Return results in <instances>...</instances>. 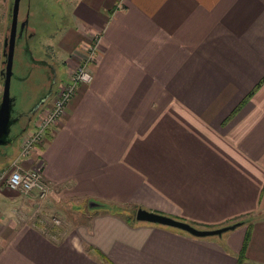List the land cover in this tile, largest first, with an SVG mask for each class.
Instances as JSON below:
<instances>
[{"label": "crops", "instance_id": "0c3cea01", "mask_svg": "<svg viewBox=\"0 0 264 264\" xmlns=\"http://www.w3.org/2000/svg\"><path fill=\"white\" fill-rule=\"evenodd\" d=\"M64 2L62 79L90 44L93 77L7 167L39 166L56 209L87 217L21 222L0 183V264H264V0ZM138 206L196 228L251 223L197 237L132 219Z\"/></svg>", "mask_w": 264, "mask_h": 264}, {"label": "rangeland", "instance_id": "374dc122", "mask_svg": "<svg viewBox=\"0 0 264 264\" xmlns=\"http://www.w3.org/2000/svg\"><path fill=\"white\" fill-rule=\"evenodd\" d=\"M13 0H0V69L3 68V50H2V43L4 40V36L8 34L9 31V19L11 18V12H10V6L12 5ZM64 0H20L18 5V17H17V23L19 24L23 19L27 21V23L30 26H36L37 22H42L45 26V33L49 34V38L47 36L42 35L43 39L46 41L50 39V43L55 41V34L59 33V29L61 31V27L64 28L67 26H72L73 22L69 21V18L59 17V15L62 12V7L65 6ZM60 20H59V19ZM64 22V23H62ZM55 30L56 32L50 33ZM43 32V33H44ZM42 33V32H41ZM44 33V34H45ZM45 40H43L40 43H36L34 40L31 44L34 47L31 48V50L34 51L36 55H40V51L43 50V53L45 54L46 58L49 59L51 62L55 61L58 66L63 67V61L60 60L59 56L57 57V52L55 51V46L52 43V46H50V43L45 44ZM14 56L12 58L13 63V69H12V76L11 81H9V88H10V95L13 97L14 101V109L17 110H25L28 109L29 106L33 102V98H35L36 93L38 91V88L33 87L32 83L34 80H36V77L38 74V67L33 70L32 76L28 79H22L21 74H25V65H24V57L23 52L19 50L18 47H14ZM79 64V63H78ZM78 66V65H77ZM58 67V68H59ZM59 73V71H58ZM61 74H59V79L64 78V73L61 71ZM65 79V78H64ZM63 79V80H64ZM1 82L2 78L0 76V94H2V88H1ZM56 87L54 88V90ZM33 99V100H32ZM49 100H45L43 103H49ZM42 103V104H43ZM32 125L30 123L31 128ZM21 138L20 135H16L12 137V140L6 144L1 143L0 144V170L7 169V166L9 165V162L11 160V157H13L15 153V149L17 148V145L19 144ZM2 150V151H1ZM3 187L0 186V198L3 199L5 195V191L2 190ZM10 194H17L18 200L20 202V205L22 206L19 214V221H29L33 220L34 216H37L39 218H44L45 222H47V219L51 217V215H55L58 218V225L65 226V222L69 223V225L72 226V224H77L85 221L86 217L81 216V214H78L76 208H80L81 211L86 212L85 209H87V204H85L83 207H72L69 208V205L63 206L64 210H57L56 204L53 203V200H50L49 196L38 197L35 195L36 193L33 192V194H24L22 192L9 190ZM7 191V192H8Z\"/></svg>", "mask_w": 264, "mask_h": 264}, {"label": "built area", "instance_id": "2783aa9c", "mask_svg": "<svg viewBox=\"0 0 264 264\" xmlns=\"http://www.w3.org/2000/svg\"><path fill=\"white\" fill-rule=\"evenodd\" d=\"M93 53V45H87L83 62H80L78 66H75L69 71V76L66 81L63 80L56 85L57 87L54 93L49 98V103L42 105L41 113L32 121L30 130L24 131L20 135L19 151L21 155L30 154L33 146L43 141L45 131L53 124L55 125L58 118L65 113V106L75 90L76 83L91 81L93 75L87 66L92 60ZM10 164L7 169L0 170V183L3 184L5 189L30 195L34 192L36 193L35 195L43 198L46 196L50 188L43 180L39 166L22 169L14 162ZM49 220L52 223L58 224L57 217L51 216ZM38 222L40 224H46L44 218H39Z\"/></svg>", "mask_w": 264, "mask_h": 264}, {"label": "water", "instance_id": "95a60500", "mask_svg": "<svg viewBox=\"0 0 264 264\" xmlns=\"http://www.w3.org/2000/svg\"><path fill=\"white\" fill-rule=\"evenodd\" d=\"M20 0H13L12 5L10 6L11 18L9 19V31L8 34L3 38L2 50H3V63L4 66L0 69V76L3 77V82H1L2 94H0V144H6L12 140V137L7 138L8 131H10V122L12 120V106H14L13 97L10 95L9 81H11V74L13 69L12 58L14 56V44L16 42V33L18 32V5ZM43 100L38 104L44 102ZM98 202L89 201V205H97ZM134 220L145 221L157 223L158 225H167L171 228H176L182 230L184 233H190L197 237L199 236H209L212 235H221L225 233L226 230L235 228L238 224L244 222L238 220L237 222H232L225 224L224 226L209 228H196L195 225L184 222V220L171 218L170 216L164 213H158L157 211L151 209H144V207L138 206L135 208Z\"/></svg>", "mask_w": 264, "mask_h": 264}, {"label": "flooded vegetation", "instance_id": "af4514ba", "mask_svg": "<svg viewBox=\"0 0 264 264\" xmlns=\"http://www.w3.org/2000/svg\"><path fill=\"white\" fill-rule=\"evenodd\" d=\"M45 29L42 22H37L36 26H30L27 21L23 19L18 24V32L16 33L17 39L14 47H18L19 50L23 52L26 76L22 77V79L28 81L32 76L33 70L38 67L39 71L36 72L38 76L32 83V86L38 88V91L33 103L28 109L16 111L14 106H12V120L10 122V131H8L7 138L14 137L18 134L21 135L24 131L30 130V123L32 124V121L41 113V107L44 105V103L42 105L38 104L39 101L41 102L43 98L48 100L52 93H54V88L57 87L56 85L63 81V79H59V66L55 61L51 62L47 59L43 50H38L40 51L39 56L31 50L33 47L35 49V46L31 43L34 40L36 43H40ZM53 32H55V30H53L50 35Z\"/></svg>", "mask_w": 264, "mask_h": 264}, {"label": "trees", "instance_id": "16d2710c", "mask_svg": "<svg viewBox=\"0 0 264 264\" xmlns=\"http://www.w3.org/2000/svg\"><path fill=\"white\" fill-rule=\"evenodd\" d=\"M1 78H2V77H1ZM120 210H121V209H120ZM122 210H124V209H122ZM131 217H132V216H131ZM132 219H133V217H132ZM243 220L245 221V220H247V219H243ZM249 220H250V219H249ZM249 220H247V222H249V225H250L251 222H250ZM249 225H248V227H249ZM244 242H245V239H244ZM242 250H244V249H241V250H240V253H239V255H238V256H239V262H241V260H242V258H243V256H242V252H243V251H242ZM239 262H238V263H239Z\"/></svg>", "mask_w": 264, "mask_h": 264}]
</instances>
